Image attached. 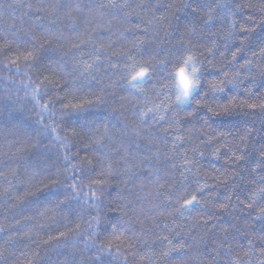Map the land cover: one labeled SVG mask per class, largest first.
Masks as SVG:
<instances>
[{"label":"trees","instance_id":"obj_1","mask_svg":"<svg viewBox=\"0 0 264 264\" xmlns=\"http://www.w3.org/2000/svg\"><path fill=\"white\" fill-rule=\"evenodd\" d=\"M262 48L264 0H0V264H264Z\"/></svg>","mask_w":264,"mask_h":264},{"label":"snow or ice","instance_id":"obj_2","mask_svg":"<svg viewBox=\"0 0 264 264\" xmlns=\"http://www.w3.org/2000/svg\"><path fill=\"white\" fill-rule=\"evenodd\" d=\"M217 7H223V6L218 4ZM192 11H193V12H196V8H193ZM212 11H215V9H210V12H209V17H210V18H211V12H212ZM235 24H236V22L233 20V22H232V26L235 27ZM240 30H241V31H252V29H250V28H245L244 26H241V29H240ZM229 35H231V33H229ZM241 43L243 44L244 42L241 41ZM261 54H264V48L261 49ZM32 56H33V53H32V52H29V53L24 57V59H25V60H28V59H30ZM189 59H191V57H189ZM233 59H235V53L233 54ZM12 63L15 64L16 61L13 60ZM251 63H252L251 60L247 61V65H250ZM247 65H245V66H247ZM147 76H148V70H147L146 68H141L140 70H138V71H137V72L131 77V80H132V81L144 80L145 77H147ZM137 87H138V86H137ZM212 87H213V88H219V85H218V84H213ZM220 90L222 91L223 89H220ZM33 95H34V97L39 95V89H38V88H34V89H33ZM88 103H92V101H88ZM69 107H71L73 110H81V111L84 110V104H82V103H81V104H71V105L65 104V105H64V108H65V109H68ZM230 107H231V105H225L224 108H223V110H224L225 112H227V111L230 110ZM249 107L255 108L256 105H249ZM260 107L264 108V105H261ZM48 109H49V105H48V104H42V105H41V111H42V112H46V111H48ZM209 110L211 111V109H209ZM52 131H55V129L53 128ZM246 135H247V131L245 132L244 136H246ZM243 138H244V137H242V139H243ZM66 139H67V138L65 137V140H66ZM95 143L99 145V144H101V141H100L99 139H97V140L95 141ZM64 146L66 147V145H64ZM233 157H234V160L237 161V162L243 159V156H242V155H238V154H236V153H233ZM259 166L264 167V164H261V165H259ZM73 167H75V165H74ZM52 183L55 184V183H58V181L53 180ZM100 183H103V181H100ZM72 187H73V189H75V185H72ZM202 188H203V186H201L200 189H198V190H202ZM101 194H103V193L101 192ZM261 194H264V187H260L258 193H255V194H253V195H251V196L249 197V199L251 200V203L247 204L246 206L249 207V208H251V207L256 203V200H257L258 196H260ZM92 196H93L95 199H97V200L99 199V197L96 195L95 192L92 193ZM199 203H200V201L197 199V196H196L195 194H192V195H190V197H188V198H184V199H183V201H182L180 207H181L182 209H187L188 206H191V205H193V204L199 205ZM179 210H180V209H177V211H179ZM260 218H264V207H261L260 210H259V215L257 216V219H260ZM93 219L96 221V225L99 226L100 223H101L100 217L97 216V217H94ZM113 234L115 235V229H114ZM63 235H64V234L61 233V236H63ZM89 235H90V236H96V235H98V234H97L95 231H93V232L90 233ZM121 235H122V233H121ZM115 239H116V240H120V235H115ZM165 239H166V238H165ZM225 240H227V236H225ZM94 244H95V241H93V245H94ZM249 244L252 245V241H249ZM111 247H112V246H111V243H108V244H106V245H101L100 247H98V248H97V252L99 253V255L97 256V259H98V260H101V257H102L103 255H105V254H107V255H113L112 250H111ZM117 250L119 251V246H118V245H117ZM228 251H231V245H229ZM113 258L115 259V256H113ZM101 264H103L102 261H101ZM233 264H235V262H233Z\"/></svg>","mask_w":264,"mask_h":264},{"label":"clouds","instance_id":"obj_3","mask_svg":"<svg viewBox=\"0 0 264 264\" xmlns=\"http://www.w3.org/2000/svg\"><path fill=\"white\" fill-rule=\"evenodd\" d=\"M200 72V62L194 55L183 57L172 69L171 87L177 105L186 106L191 102L200 85Z\"/></svg>","mask_w":264,"mask_h":264}]
</instances>
